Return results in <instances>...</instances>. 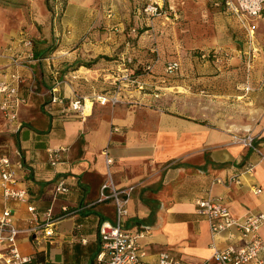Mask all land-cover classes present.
Here are the masks:
<instances>
[{
  "label": "crops",
  "instance_id": "obj_1",
  "mask_svg": "<svg viewBox=\"0 0 264 264\" xmlns=\"http://www.w3.org/2000/svg\"><path fill=\"white\" fill-rule=\"evenodd\" d=\"M64 1L59 21L53 20L36 37L40 41L34 42L35 61L23 59L19 67L12 64L9 56L21 49L17 43L20 32L4 44L9 49L1 50L0 55L1 75L7 77L18 69L28 82L31 71L36 82L34 92L23 90L26 102L14 121L7 122L0 114V153L14 160L15 150L19 151L24 169L18 176L28 187L30 201L41 213L51 208L57 219L53 236L42 245L19 234L21 251H41L43 264L94 263L100 249L99 222L115 220L111 200L88 206L106 178L102 154L106 147L113 159L110 172L115 185L136 184L123 227L142 233L138 241L145 263L156 264L161 251L189 263L201 262L221 242L213 239L207 220L196 212L198 197L221 200L235 217L264 213V158L233 141L234 135L250 129L264 154V125L258 135L249 125L225 128L211 119L165 110L158 97L126 86L121 78L125 59L153 63L150 71L154 73L148 76L162 84L182 73V60L162 55L153 62V56L149 57L153 54L145 57L154 48L144 35L129 39L135 35L126 29V13L120 12L127 7L125 0ZM173 58L181 67L169 74L164 65ZM113 80L123 84L119 102L93 101L83 118L76 113L65 115L47 95L58 81L57 94L90 98L97 92L112 91ZM112 126L118 129L111 132ZM49 149H59L54 164ZM248 162L255 164L251 173L241 174L239 184L228 183ZM58 179L64 180L67 192H56ZM256 186L262 189L260 193L251 191ZM7 204L17 225L25 227L31 216L25 204L12 200ZM64 206L67 211H62ZM260 234L264 237V227Z\"/></svg>",
  "mask_w": 264,
  "mask_h": 264
},
{
  "label": "built area",
  "instance_id": "obj_2",
  "mask_svg": "<svg viewBox=\"0 0 264 264\" xmlns=\"http://www.w3.org/2000/svg\"><path fill=\"white\" fill-rule=\"evenodd\" d=\"M53 2V15L59 16L63 12L64 0H51ZM169 0H148L142 7V12L148 17H164L168 19L165 8ZM214 6H222L226 11L231 12L241 25L248 31L249 40L253 38V25L250 24L253 18L261 16V9L264 7V0H209ZM170 7V6H169ZM172 7H170L171 9ZM176 14L174 11L173 15ZM134 31V28H132ZM21 47L19 53L9 56L15 67L22 66V60L35 61L34 39L27 32L21 31L17 40ZM8 47L3 50L8 51ZM154 49L153 51H155ZM1 52L0 55H2ZM207 54L200 53V58ZM127 63H132L130 58L122 63L121 78L126 86L132 85L138 91L146 88L145 83L133 76L129 71ZM153 63L146 66L151 70ZM181 63L178 59H169L165 62V71L173 74L179 71ZM120 84L117 85V82ZM114 81L113 90L110 92H97L90 98L80 95L65 97L57 94L58 81H55L47 91L49 100L58 104L65 115L78 114L81 118L86 114L87 101H96L101 104H116L119 102V91L121 80ZM35 76L29 71L27 76L16 71L9 73L7 77L0 74V114L7 122L16 119L18 109L26 102L23 90L35 91ZM244 90H251L249 83L244 85ZM157 95V94H155ZM116 126L111 127V132L117 130ZM233 141L251 148L264 158L262 151L255 145V136L250 129L244 130L243 134L234 135ZM59 149H49L51 163H55V157ZM16 159L5 153H0V264H29L33 253H23L18 245V235L24 233L30 237L36 245L51 239L54 234L56 218L51 208L41 213L30 201V195L23 178L18 176L23 171L24 165L18 150H15ZM106 163V178L99 186L97 198L88 206L111 200L114 204L115 220L103 219L98 225L100 238V249L93 264H146L143 251L138 239L142 236L140 231L131 233L123 227V218L127 214V202L131 197L136 184L117 187L110 172V165L113 161L108 148L102 149ZM254 163L248 162L243 165V170L236 176L230 177L228 183H240V175L251 173ZM222 182L221 179H217ZM56 192H67L68 188L63 179H58L55 186ZM260 187H252L253 193H260ZM24 203L26 210L30 213V219L25 227H19L15 221L13 210L7 204L8 201ZM196 212L203 216L209 226L213 239H220L221 244L214 246L211 255L199 263H189L169 251L158 253L156 264H264V237L260 229L264 227V213L248 212L241 217L231 214L228 207L219 199L206 195L195 200ZM64 206L62 211H67Z\"/></svg>",
  "mask_w": 264,
  "mask_h": 264
},
{
  "label": "rangeland",
  "instance_id": "obj_3",
  "mask_svg": "<svg viewBox=\"0 0 264 264\" xmlns=\"http://www.w3.org/2000/svg\"><path fill=\"white\" fill-rule=\"evenodd\" d=\"M125 2L127 7L120 8V12L126 13V29L135 35L129 39L135 41L144 35L143 39L156 49L149 50L145 57L153 54L149 57L156 62L162 55L166 59L177 56L183 63L182 73L170 77L169 84L151 80L148 75L154 72L146 68L149 63L145 60L127 63L133 76L145 83L142 94L158 97L165 110L211 119L225 128L249 125L252 133L259 134L264 125L262 15L250 21L254 30L250 41L237 17L206 0H169L165 6L168 19L145 15L142 7L148 0ZM53 7L51 0H0V54L4 44L13 41L11 36L21 31L39 43L36 37L42 28L52 26L53 20L57 22L61 17L53 15ZM145 29L149 31L145 33ZM203 52L207 55L200 58ZM246 83L251 86L248 92L243 88Z\"/></svg>",
  "mask_w": 264,
  "mask_h": 264
},
{
  "label": "trees",
  "instance_id": "obj_4",
  "mask_svg": "<svg viewBox=\"0 0 264 264\" xmlns=\"http://www.w3.org/2000/svg\"><path fill=\"white\" fill-rule=\"evenodd\" d=\"M261 15L264 17V7L261 9ZM131 72V71H130ZM133 75V74H132ZM43 256L41 251H36L32 254V260L29 264H39V261L41 264H43Z\"/></svg>",
  "mask_w": 264,
  "mask_h": 264
},
{
  "label": "bare ground",
  "instance_id": "obj_5",
  "mask_svg": "<svg viewBox=\"0 0 264 264\" xmlns=\"http://www.w3.org/2000/svg\"><path fill=\"white\" fill-rule=\"evenodd\" d=\"M91 103L89 101H87V106L90 107ZM248 128V126L246 127Z\"/></svg>",
  "mask_w": 264,
  "mask_h": 264
}]
</instances>
